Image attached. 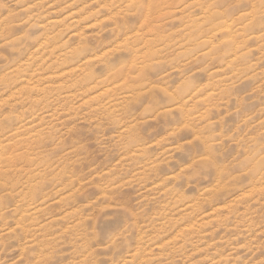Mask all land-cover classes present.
Wrapping results in <instances>:
<instances>
[{
    "label": "rangeland",
    "instance_id": "obj_1",
    "mask_svg": "<svg viewBox=\"0 0 264 264\" xmlns=\"http://www.w3.org/2000/svg\"><path fill=\"white\" fill-rule=\"evenodd\" d=\"M0 264H264V0H0Z\"/></svg>",
    "mask_w": 264,
    "mask_h": 264
},
{
    "label": "bare ground",
    "instance_id": "obj_2",
    "mask_svg": "<svg viewBox=\"0 0 264 264\" xmlns=\"http://www.w3.org/2000/svg\"><path fill=\"white\" fill-rule=\"evenodd\" d=\"M146 11V10H145ZM150 12V11H149ZM156 14V13H155ZM156 16V15H155ZM152 19V18H151ZM189 30V29H188ZM219 31V30H218ZM218 38V37H217ZM187 40V39H186ZM257 42V41H256ZM244 46V45H243ZM233 58V57H232ZM144 59V58H143ZM136 62V61H135Z\"/></svg>",
    "mask_w": 264,
    "mask_h": 264
}]
</instances>
